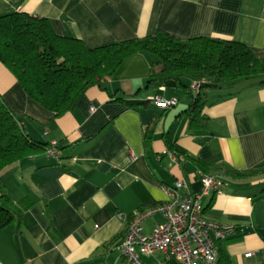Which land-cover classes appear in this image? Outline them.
I'll return each mask as SVG.
<instances>
[{
    "label": "crops",
    "instance_id": "0c3cea01",
    "mask_svg": "<svg viewBox=\"0 0 264 264\" xmlns=\"http://www.w3.org/2000/svg\"><path fill=\"white\" fill-rule=\"evenodd\" d=\"M22 11L48 18L58 34L89 47L163 30L264 49V0H0V16ZM153 61L145 52L127 56L102 87L89 88L58 117L0 62V96L33 139L56 149L0 173L21 209L0 230V264H133L118 249L130 217L170 201L162 185L185 179L200 192L198 170L225 183L221 193L202 197L204 218L235 227L217 242L219 264H264V172L228 174L264 166V85L254 78L207 88L195 116L191 91L148 86ZM156 95L177 104L163 108L151 100ZM122 99L142 104L130 108ZM167 151L186 159L173 162ZM164 219L161 212L148 215L144 232Z\"/></svg>",
    "mask_w": 264,
    "mask_h": 264
},
{
    "label": "trees",
    "instance_id": "16d2710c",
    "mask_svg": "<svg viewBox=\"0 0 264 264\" xmlns=\"http://www.w3.org/2000/svg\"><path fill=\"white\" fill-rule=\"evenodd\" d=\"M154 57L147 84L162 87L175 83L191 91V112L200 114L205 101L203 90L233 85L264 74V49L244 42L210 36L180 38L157 30L146 37H132L96 47L83 39L58 34L46 17L27 12L0 16V62L15 76L25 93L54 117L72 110L78 99L117 71L123 60L134 53ZM264 85V79H260ZM201 82L198 92L195 82ZM130 108L142 103L122 99ZM50 144L33 139L22 120L0 96V173L6 167L41 152ZM206 172V171H205ZM264 172V166L229 170L234 178ZM8 195L0 176V230L13 224L20 211Z\"/></svg>",
    "mask_w": 264,
    "mask_h": 264
},
{
    "label": "built area",
    "instance_id": "2783aa9c",
    "mask_svg": "<svg viewBox=\"0 0 264 264\" xmlns=\"http://www.w3.org/2000/svg\"><path fill=\"white\" fill-rule=\"evenodd\" d=\"M200 87V81L193 84L195 92ZM151 100L163 108L177 104L176 98H164L160 95L151 97ZM54 144L48 153H55ZM167 153L176 163H182L186 159L182 153ZM198 175L201 181L200 192H191L185 179L177 180L173 186L162 185L161 188L170 201L130 217L118 249L133 264H146L141 261V256L154 257V262L150 264H219L217 242L233 234L235 227L205 219L201 199L211 191L221 193L225 183L202 170H198ZM154 212H161L165 219L146 234L143 220ZM117 216L120 219L125 217L123 213H118ZM252 254L249 251L245 256L250 257Z\"/></svg>",
    "mask_w": 264,
    "mask_h": 264
},
{
    "label": "rangeland",
    "instance_id": "374dc122",
    "mask_svg": "<svg viewBox=\"0 0 264 264\" xmlns=\"http://www.w3.org/2000/svg\"><path fill=\"white\" fill-rule=\"evenodd\" d=\"M259 78H260V79H264V74L260 75ZM169 87H175V86H174V85H171V86H169ZM181 91H182V90H181Z\"/></svg>",
    "mask_w": 264,
    "mask_h": 264
},
{
    "label": "water",
    "instance_id": "95a60500",
    "mask_svg": "<svg viewBox=\"0 0 264 264\" xmlns=\"http://www.w3.org/2000/svg\"><path fill=\"white\" fill-rule=\"evenodd\" d=\"M167 85L168 86H171V85H174L175 86V83H173V82H167Z\"/></svg>",
    "mask_w": 264,
    "mask_h": 264
}]
</instances>
